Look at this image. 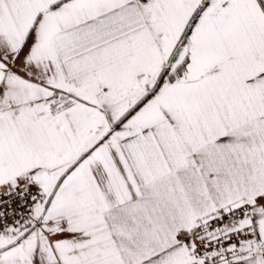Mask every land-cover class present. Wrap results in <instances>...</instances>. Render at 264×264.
<instances>
[{
    "label": "snow or ice",
    "instance_id": "obj_1",
    "mask_svg": "<svg viewBox=\"0 0 264 264\" xmlns=\"http://www.w3.org/2000/svg\"><path fill=\"white\" fill-rule=\"evenodd\" d=\"M0 264H264V0H0Z\"/></svg>",
    "mask_w": 264,
    "mask_h": 264
}]
</instances>
